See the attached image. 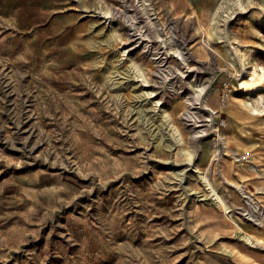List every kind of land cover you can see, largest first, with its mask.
<instances>
[{
    "label": "rangeland",
    "instance_id": "374dc122",
    "mask_svg": "<svg viewBox=\"0 0 264 264\" xmlns=\"http://www.w3.org/2000/svg\"><path fill=\"white\" fill-rule=\"evenodd\" d=\"M28 2L0 9V264H264V0Z\"/></svg>",
    "mask_w": 264,
    "mask_h": 264
},
{
    "label": "crops",
    "instance_id": "0c3cea01",
    "mask_svg": "<svg viewBox=\"0 0 264 264\" xmlns=\"http://www.w3.org/2000/svg\"><path fill=\"white\" fill-rule=\"evenodd\" d=\"M1 1L2 0H0V9H2L3 11L7 10L10 13L16 11L20 13L21 19L22 17H27L28 9H31L26 3L28 2V0H20L19 3L17 2V0L15 2H13L12 0H3V3Z\"/></svg>",
    "mask_w": 264,
    "mask_h": 264
},
{
    "label": "bare ground",
    "instance_id": "6f19581e",
    "mask_svg": "<svg viewBox=\"0 0 264 264\" xmlns=\"http://www.w3.org/2000/svg\"><path fill=\"white\" fill-rule=\"evenodd\" d=\"M104 15V14H103ZM104 16H107V17H109V15H104ZM150 47V46H149ZM158 52V51H157ZM169 54V53H168ZM159 55H161L160 53H159ZM164 55V54H163ZM169 56V55H168ZM182 59V58H181ZM263 79L264 78V71L262 72V75L261 76H259L258 74H257V70L255 69V70H253V72L251 73V76H250V79L251 80H253L254 81V79ZM263 81V80H262ZM264 82V81H263ZM258 84V83H257ZM263 84V83H262ZM203 91H204V88L202 87L201 88V90H200V92H199V94L201 95V93L203 94ZM198 94V93H197ZM199 99V98H198ZM198 101H200V100H198ZM207 105V104H206ZM209 116H211V115H209ZM182 181V180H181ZM215 192V195H216V197L218 198V200H220V202H222V203H224V200L221 198V196H220V194H218L216 191H214ZM251 211V210H250ZM257 235V234H256ZM258 241H261V240H258ZM263 241H264V239H263ZM262 242V241H261Z\"/></svg>",
    "mask_w": 264,
    "mask_h": 264
}]
</instances>
